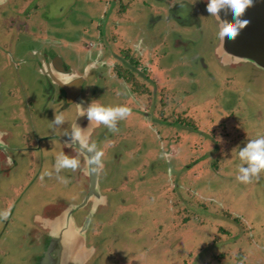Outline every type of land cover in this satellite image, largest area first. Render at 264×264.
Instances as JSON below:
<instances>
[{
    "label": "flooded vegetation",
    "instance_id": "af4514ba",
    "mask_svg": "<svg viewBox=\"0 0 264 264\" xmlns=\"http://www.w3.org/2000/svg\"><path fill=\"white\" fill-rule=\"evenodd\" d=\"M86 1L90 8L89 13H93L92 16L85 18L87 23L84 25L75 24V28L77 27V34L73 39L75 42H68V37L66 39L61 35L58 37L56 30H62L63 26L55 28L48 24L46 4L41 0H7L0 4V184L3 181L6 183L0 191V210H9L8 216L0 219L1 235L11 234L13 220H27L26 236L31 239L32 247L23 255L30 253L28 259L30 264L31 262L42 264L43 253H49L53 248L58 250L60 246L64 250L68 244L74 247L80 242L79 236L83 234L85 221H88L86 244L93 247V253L86 264L103 263L111 251L105 249V244L111 241L105 243L107 237L99 233L109 224L114 228L116 225L113 221L109 222L96 233L94 231L96 223L101 226L99 212L111 210L110 215H112L113 211L120 209L119 204L115 205L116 208L111 204L112 198L108 194L115 187L101 185L100 178L108 174L110 164L107 163L106 158H112L113 163L119 166L126 165L131 160L136 162L135 168L126 169L124 175L133 171L142 173L147 169L146 161L149 156L150 158L152 156V159L157 156L156 145L158 148L163 147V151H166L167 146L170 145L169 151L164 154L169 156L176 154L179 158L176 160L179 161L186 157L185 152L188 155L196 154L194 142L196 143L197 137L206 140L210 138L213 140L208 154L211 158L215 155L212 159L214 171H217L219 161L230 155L233 156L232 147L236 144L240 146L247 135L242 129V124L236 119L235 112L239 113L238 108L234 106L226 108V105H220L217 97L231 93L239 94L241 100V91L246 84L241 82L243 85L237 88L240 80L238 67L245 63L251 65L246 79L251 81L250 85H255L259 91L264 92V70L249 61L235 63L228 61L230 63L226 64L221 62V57L216 52L221 42L217 38L219 25L216 18L206 12V0ZM181 7L186 10L180 11ZM140 11L147 15L142 21L137 18ZM245 11L249 12V8ZM62 24L65 31V21ZM160 27L165 31L158 29ZM209 30H212V35L207 37L206 42L211 45L213 56L220 66L231 70L228 74L221 70L219 73L223 76L220 78L213 77L212 73L205 70L206 63L203 58L198 61L197 55L190 53L192 50L189 51V48L194 46L195 41L183 37L185 33L205 37V33ZM145 31L154 32L155 35L157 32L163 33L161 38L143 39L140 33ZM19 41L27 45L30 48L29 52L36 56L33 73L38 75L32 73L31 76L48 82L44 90L47 100L41 93L40 99L36 102L28 93L25 81L19 78L20 68L31 69L30 60L33 59L26 52L18 53L12 49V45ZM66 47L72 52L69 59L64 53ZM187 55L190 58H187ZM183 64L184 66L197 64L198 74L205 75L203 77L208 76L207 85H211L205 92L211 97H207L205 103L214 102L213 107L217 106L220 109L221 114L216 122L211 118L200 122L202 117L199 110L202 104L196 102L194 98L198 94L191 91L199 87L194 81L200 82V79L195 72L190 71L191 69L189 71L183 69ZM1 72L4 81L1 80ZM107 80L112 81L110 87L107 86ZM193 84L197 87H192ZM93 85L102 89L104 95L99 96V99L89 94ZM91 99L99 104H124L130 108V113L124 120L117 122L116 131H109L103 125L88 122L83 115L76 117L75 103H80L83 107ZM105 100L110 101L111 104ZM57 111L65 115L67 122L53 133L49 127L50 120ZM71 126H79L86 138L85 143L94 144L96 150L103 153L99 158L104 164L98 176L100 195L89 194L91 188L89 177L82 169L85 156L78 145L65 143L67 136L64 132ZM177 126L179 130H176ZM232 126L233 130L227 132L226 130ZM145 127L151 128L153 132V141L156 142L153 144L155 146L153 150L148 148L151 145L147 137L142 139L140 135L132 133L135 129L141 132ZM234 128H241V137H237L238 131ZM201 129L208 131L201 132ZM262 131L264 132V129ZM255 137L253 135V138ZM236 139L240 143L235 142ZM106 142L109 145H106ZM174 144L179 147L178 152L174 149ZM226 145L230 146L229 151L218 153ZM61 151L79 160V166L75 170L62 169L59 175L72 178L69 182L80 183L83 192L81 197L78 191L74 196L72 190H69L70 199L63 195L51 198L50 189L56 185L50 178L52 175L46 176L44 173L51 171L54 158ZM215 152L217 155L214 154ZM176 169L181 170L177 173V177L184 181L187 197L190 196L189 214L180 217L185 211L184 205L179 206V209L174 208L177 213L174 212L171 217L167 215L161 217L159 214L147 215L149 205L145 207V212L142 211L140 215L147 216L143 219L142 216L134 219L135 224L127 231L125 241L128 243L125 245L132 257L118 264H156L160 260H162L161 264H193V255L211 250L203 247L207 242L212 243L213 248L222 249L220 254L224 253L222 255L227 257H224L223 264H264V239L260 240L253 236L255 224L247 219L246 213V208L255 205V201L251 200L250 196H256L253 183L257 181L241 184L235 180L233 185L235 191L224 189L219 196L210 194L207 197L198 190L193 192L190 188L188 190L191 174L187 176L183 172L189 169L188 165L180 168L175 164L174 171ZM171 187V185L164 186L161 195H168ZM181 191H183L182 186ZM35 197L33 210L29 209L22 213L19 204L31 203ZM76 197L79 199L77 200ZM147 198L150 199L148 196ZM165 199L169 206L174 204L172 199L166 196ZM149 202L150 200L147 201ZM121 203L123 204L121 206L125 207L126 204L131 205L132 201L126 203V200L122 199ZM153 207L156 206L151 205L150 209ZM161 211L164 212V208ZM217 211H229L232 219L235 217V220L230 221L234 225L220 227L218 222L222 219ZM194 216L202 218L197 230L189 224L190 220H194ZM105 220L108 222L109 219ZM117 220L124 221L120 216L114 221ZM141 222H146L148 225L146 230L141 229L144 228ZM146 224L144 223V226ZM153 224L155 226H152ZM135 225L137 226L133 230ZM216 229L219 232L218 235L216 232L218 237L215 235L213 237ZM142 231L144 233L141 234ZM134 232L144 234L146 237L136 240L135 234H131ZM223 239L228 241V245L217 244ZM167 241H170L169 247L166 245ZM134 244H137V247H134ZM102 247L105 252L101 250ZM70 251L75 255L83 254L82 249ZM63 252L61 251V254ZM231 256L232 258L229 259ZM119 257L125 256L120 253ZM109 259L110 263L117 264L115 258ZM18 264L22 263L18 262Z\"/></svg>",
    "mask_w": 264,
    "mask_h": 264
},
{
    "label": "rangeland",
    "instance_id": "374dc122",
    "mask_svg": "<svg viewBox=\"0 0 264 264\" xmlns=\"http://www.w3.org/2000/svg\"><path fill=\"white\" fill-rule=\"evenodd\" d=\"M41 2L46 4L47 17L49 18L48 24L55 28H59L60 26H63L62 30H56V33L58 37H60V35L64 39L68 37L69 38L68 42L74 41L73 39H75L76 37L77 27L75 28V24L84 25L85 23H87L85 18L88 16H92V13H93V12L89 13L90 8H88L89 5L88 3H86L87 2L86 0H41ZM21 9L22 7H20V10ZM185 10L186 9L184 7L180 8V11H185ZM137 18L140 19V21H142V19L147 18V15L143 11H140L139 14L137 15ZM63 21H65V25H66L65 31H63L64 30V24H62ZM158 29H161V31L163 32L165 31L164 28H161V27ZM163 32H157V34L155 35L154 32L145 31L140 34H141V38L143 39H146L148 37L151 39H155L156 37L161 38V33ZM164 34H168V33H164ZM205 34H206L205 37H198L197 35L193 33H185L183 34V37L186 39L195 41L194 46H191V48H189V51L192 50L190 53H192L193 55H197L198 61L200 58H203L204 62L206 63V66L204 67L205 70L207 72L212 73L213 77L218 76V78H220L221 76H223L221 75V73H219L221 72V70H223L224 73L226 74L230 73L231 70L220 66L216 58L213 56L211 45L206 42V40H208L207 37H209V35H212V30L207 31ZM84 44H86V42ZM91 47L93 46L91 45ZM193 47L195 48L193 49ZM12 49L15 52L18 51V53L22 51L23 53L26 52L28 53V56L30 58L31 57L33 58L30 60L31 69H28L27 67L20 68L19 78L25 81V83L27 84L28 93H30L34 97V100L36 102H38V99H40L41 93L44 99L47 100V96L46 94H44L45 92L44 90L48 82L45 80L43 81L37 80L34 78V76H31V74L33 73V67L35 66L34 62L36 61V56H33V54L29 52L30 48L27 47V45L20 43V41L17 44L12 45ZM64 53L68 57V59L71 57L72 52L69 49V47L65 48ZM123 54H124V51L122 50V55ZM186 57L190 58L189 55H187ZM182 67L183 69L188 70V71L189 69H191L190 71L195 72L197 76H199V79H200L199 80L200 82L194 81L199 87L194 86L193 84L192 87H197V88H194L191 90L193 91L194 94H198V96L194 97L196 99V102H199V104H202L201 109L199 110V113L202 117L200 122L208 118L214 119V122H216V120L219 119L220 114H221L220 109L217 106L213 107L214 102L205 103V100L207 99V97H211L210 95L207 94V92H205L208 89V87H210L211 85V84L207 85L208 80H209L208 76L203 77L205 76L203 75L204 73H202L203 76H200L198 74L199 66L197 64H193L191 66H188V65L184 66L183 64ZM238 68L240 72L239 74L240 80H238L239 83L237 85V88H241L240 85L241 86L243 85L241 82H245L246 84L245 88L241 91V100L239 98V94H231V93L222 94L217 97V100L220 105H226V108H229V106H234L238 108L237 112L239 113L235 112L236 119L242 124L243 131L245 133L247 132L246 140H248V139H252L253 135L255 136L264 135V132L262 131L264 129V92L262 90L259 91L258 88L255 87V85H252V84L250 85L251 81L249 79H246L247 74H248V69L251 68V65H249L248 63H245L242 66H239ZM33 74L38 75L37 73H33ZM105 79H107L106 76H105ZM1 80L2 81L5 80L2 72H1ZM14 81H15V84L18 83L16 78ZM111 83L112 81L108 82L107 80L108 87L111 86ZM97 85H99V83ZM101 90H102L101 88H97L95 85H93L92 90L89 94L93 98L99 99V96L104 95L101 92ZM105 101L110 103V101H107V100ZM49 105L50 104H48V106ZM50 107H53V105H50ZM132 125H134V123H132ZM176 130H179L178 126L176 127ZM231 130H233V126L232 128L229 127L226 131L231 132ZM234 130L238 131L237 137L242 136L241 128H238V129L234 128ZM203 131L207 132L208 130L201 129V132ZM132 133L134 135L135 134L140 135L142 139H145V137H147V141L151 145V146H148V148L151 150L155 148V146H153L155 141H153L154 137L152 136L153 132L151 128L145 127L141 132H138L135 129ZM196 140H197L196 143L194 142L196 154L188 155L185 152L186 157L184 158L182 157L183 159H180L179 161L176 160V158H178L176 154L170 155V156L167 155V159L164 158L163 154L164 152L169 151L170 145L167 146L166 151H163L164 150L163 147L159 146L158 148L156 145L155 149H157V156L154 159H152V156L151 158L149 156L148 160L146 161L147 169H145L142 173L141 171H137V172L133 171L131 172V174L124 175L123 172L126 169L135 168L136 162L131 160L130 162L126 163V165L121 164L119 166L117 163L116 164L113 163L112 158L110 157L106 158V161H108L107 163H110V164L108 165L109 166L108 174L100 178L102 182L101 185L102 187L108 186V185L115 187L113 191L108 192V194L112 198V200L110 201L111 204L113 206L119 204L120 205L119 210L121 211L115 210L112 212V215H110L111 210L109 209H108L109 210L108 212L106 210H102L99 212L98 218L101 223V226L99 227L98 224L96 223L95 228H94V231L96 233H98V231H101L106 224H109V222L113 221V223L116 225L114 228L109 224V226L104 227L105 229L104 231L99 233V235L107 237L105 239V243L108 240H110L112 243L111 244L110 242L109 243L107 242L105 244L103 242V246L105 244V249H109L111 251L108 254L109 256L106 255L107 257L106 258L104 257L105 259L103 263L101 264H112L110 263V259H109L110 257L115 258V261L117 264L123 260L127 261L128 258L132 257L129 255V252H127L128 248L126 247L125 243L127 244L128 241H125V239L127 236L128 229L130 228V226L135 224V220L136 218H139V216H142V219L149 214H153V215L159 214L161 217H165L167 215L168 217H171V215L174 212L177 213L174 210V208L179 209V206H182V205L185 206V211L182 212L180 217L183 214L184 215L189 214V207H188L189 202L188 201L190 200V196L187 197L188 192H187L186 184L184 183V181L179 180L177 177V173L180 172L181 170L176 169L174 171L175 164L176 166L180 168L183 165L184 167H187V165L189 166V169L183 172L184 174H187V176L191 174V178L188 180V190L190 188L191 192H193L194 190H198L202 193L203 196L209 197L210 194L219 196L224 189L225 190L231 189V191H235L234 189L235 186L233 187V185L235 183L236 167L238 163L235 153H236V147L238 146V144L232 147V152L234 151L233 152L234 155L233 156L230 155L231 157L228 156L227 158H224L221 161H219V168H216L217 171H214L215 168L213 167L212 158H214L215 155H212V158H211V156L208 154L210 148L212 147L213 139L208 138V140H206V139H201V137H197ZM107 142H109L110 144L113 143L112 141L111 142L107 141ZM107 142L105 144L109 145ZM235 142L240 143V141L237 139L235 140ZM243 143L240 146H243ZM53 145H57V144H53ZM164 148H166V146ZM174 149L178 152L179 147L176 144H174ZM229 149H230V146L226 145L225 148L222 151H219L218 153L228 152ZM214 154L217 155L216 152ZM47 165L50 166L49 163H47ZM116 169H118V171H116ZM169 169L171 171H169ZM62 176L66 177L65 183H61L57 181L55 178V175L50 176V178L54 182V185L56 186L59 185L58 187L55 186L50 189L51 198L53 199L55 197H59L63 195L67 199H70L68 198L70 197L68 195L69 190H72V194L74 196L76 194V191H78L79 197H81L83 192H82L80 183H76L74 181L69 182V179L72 180V178L67 177L65 175H62ZM142 176L143 178H141ZM253 180L257 181L256 183H253V188H254L253 191L256 193V196H250V199L255 201V205L253 204L252 207L246 208V213L248 216L247 219L253 221L255 224L254 225L255 233L253 234V236L256 237L257 239L263 240L264 239V174L259 175L258 178L253 179ZM103 181H106V182L103 183ZM4 185H6V183H4V181L1 182L0 191L3 190ZM168 185L172 186L170 188V192H168V195L164 194V196H162L161 190H164L165 189L164 186L168 187ZM181 186L183 187V191H181ZM172 188L173 190H171ZM191 192L189 195H191ZM146 195L150 197V199H148ZM165 196L172 199V202L174 204L169 206V204L166 202ZM234 197H236L235 193H234ZM35 199L36 197L33 198V202L31 203H27V204L20 203L18 207L19 208L21 207V212L25 213L29 209L33 210V207H34L33 203H35L36 201ZM78 199L79 198H77V200ZM122 199L126 200V203H129L131 200L132 204L131 205L126 204L125 207L121 206L123 205L121 203ZM148 200H150L149 203H147ZM148 205H149V210L147 211V215H140L142 211L145 212V207H148ZM151 205H154L156 207H153L152 209H150ZM162 208H164V212L161 211ZM125 210H127L126 211L127 213H125ZM120 212H122L121 215H119ZM217 212L220 214L219 217L222 219L221 221H219L220 223L218 222L220 227L226 228L225 225H234L230 221L235 220V217H233L232 219V214L229 211L227 212L217 211ZM109 215H110V218H108ZM119 216L123 217L124 221L123 220L114 221ZM189 217L191 218V216ZM105 219H109L108 222ZM193 219L194 220H190L189 224L192 228H194V230H197L202 218H197L194 216ZM223 220H225V223ZM178 221H181V220H178ZM2 223L5 225L3 220H2ZM13 223L14 225L10 229L11 234L1 235L2 229H1V220H0V264H18V262L22 264L24 262L25 264H30L28 260L30 253L27 252V254L23 255L24 253H26L27 249L29 248L31 249L32 247L30 246L31 239L27 238L26 236L27 220H13ZM141 223L143 224V227H144L141 229L146 230L148 228V225L146 224V222H141ZM144 223L146 224L145 226H144ZM136 226L137 225H135V227L133 226V230H135L134 228H136ZM152 226H155V225L153 224ZM138 228H140V226H138ZM216 232L218 235L219 232L216 229L215 234L213 233V237L214 235L216 236ZM142 233H144V231H142L141 234ZM131 234L132 235L135 234L136 240L138 238L141 239V238L146 237L144 234L141 235L139 232L138 233L134 232ZM113 239H116V240L113 241ZM226 239H223L221 242H217V244L228 245V241H227L228 239L227 240ZM99 241H103V240L100 239ZM135 243H138V242H135ZM217 244L214 243L215 246H217ZM166 245L167 247H169L170 241H167ZM133 246L137 247V244H134ZM203 247L208 248V250L209 249L211 250L205 251L202 253L197 252L198 254L193 255V258H192L193 264H216V261H218L217 264H223L224 259L227 258L222 255L224 253L220 254L222 249H217V247L213 248L212 243L207 242L205 246ZM101 250L105 252L103 247ZM120 253L123 254L125 257L124 258L119 257ZM204 253L205 255H202ZM231 258L232 256L229 259ZM161 263H162V260L158 261L156 264H161ZM31 264H33V262H31ZM93 264H99V263L93 262Z\"/></svg>",
    "mask_w": 264,
    "mask_h": 264
},
{
    "label": "clouds",
    "instance_id": "9594fccd",
    "mask_svg": "<svg viewBox=\"0 0 264 264\" xmlns=\"http://www.w3.org/2000/svg\"><path fill=\"white\" fill-rule=\"evenodd\" d=\"M254 0H206L205 9L208 15L221 16L225 14L230 19L231 23L223 22L217 31V38L221 41L233 39L238 32L248 23L246 18H243V13L246 8L251 7ZM77 105L76 117L83 115L88 122H95L103 125L109 131H116L117 122L124 120L130 113V108L124 104H99L94 103L91 99L86 106ZM50 130L54 133L55 129L67 122L65 115L62 112H54L53 118L50 120ZM67 136L66 144H77L84 147L91 155L92 162L95 163L103 155L99 150H96L94 144H86L85 137L79 126H71L64 132ZM167 159V154H163ZM236 159L238 161L236 167L235 180L241 184H247L253 179L264 174V135H258L255 138L248 139L243 143V146L236 147ZM79 166L77 157L66 155L64 152L56 154L51 171H46L44 175L50 176L55 174L57 181L66 182V177L59 175L62 169L75 170ZM169 171H171L169 169ZM8 209L0 210V219L8 216Z\"/></svg>",
    "mask_w": 264,
    "mask_h": 264
},
{
    "label": "water",
    "instance_id": "95a60500",
    "mask_svg": "<svg viewBox=\"0 0 264 264\" xmlns=\"http://www.w3.org/2000/svg\"><path fill=\"white\" fill-rule=\"evenodd\" d=\"M6 1L7 0H0V4ZM248 8L249 12L244 11L243 13V18H246L248 23L233 39L221 41L220 45L216 48V52L218 56L221 57L222 63H230L228 61H232L233 63L237 61H249L254 66L264 70V0H254L252 6ZM213 17L218 21L217 25H219V28L223 22L231 23L230 19L225 14ZM249 26L251 27L249 28ZM78 148L85 156V163L82 169L89 177L91 187L89 194H94L96 196L100 191H98V176L104 164L100 160L93 163L92 155L84 147L78 145ZM85 201L86 200H84L83 203H85ZM87 226L88 221H85L82 228L83 234L79 236L80 242H77L74 247L68 244L65 246L64 250L59 246V248H57L58 250L53 248L51 252L43 253L41 256L42 264H86L93 253V247L86 244ZM73 249H82L83 254L75 255L70 251ZM61 251L65 253L63 252V254H61Z\"/></svg>",
    "mask_w": 264,
    "mask_h": 264
}]
</instances>
